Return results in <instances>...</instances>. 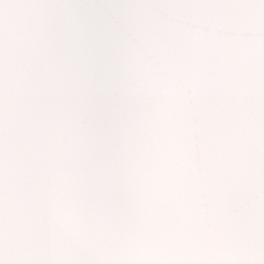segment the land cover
Masks as SVG:
<instances>
[{
	"label": "snow or ice",
	"instance_id": "obj_1",
	"mask_svg": "<svg viewBox=\"0 0 264 264\" xmlns=\"http://www.w3.org/2000/svg\"><path fill=\"white\" fill-rule=\"evenodd\" d=\"M0 264H264V0H0Z\"/></svg>",
	"mask_w": 264,
	"mask_h": 264
}]
</instances>
